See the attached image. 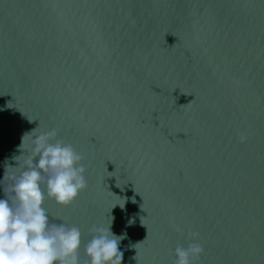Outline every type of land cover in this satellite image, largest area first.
I'll return each mask as SVG.
<instances>
[{
    "label": "water",
    "instance_id": "1",
    "mask_svg": "<svg viewBox=\"0 0 264 264\" xmlns=\"http://www.w3.org/2000/svg\"><path fill=\"white\" fill-rule=\"evenodd\" d=\"M120 235L122 264H264V0H170Z\"/></svg>",
    "mask_w": 264,
    "mask_h": 264
},
{
    "label": "clouds",
    "instance_id": "2",
    "mask_svg": "<svg viewBox=\"0 0 264 264\" xmlns=\"http://www.w3.org/2000/svg\"><path fill=\"white\" fill-rule=\"evenodd\" d=\"M57 136L56 129L34 135L23 170L13 174L11 184L4 188L5 198H0V264H81L80 228L51 222L45 208L46 197L67 207L87 189L83 157ZM112 220L107 227L93 228L95 234L84 248L87 264H122L120 242L125 237L112 232ZM203 253L198 240L186 248L177 246L175 264H195Z\"/></svg>",
    "mask_w": 264,
    "mask_h": 264
}]
</instances>
